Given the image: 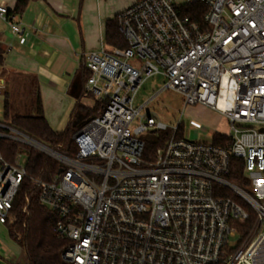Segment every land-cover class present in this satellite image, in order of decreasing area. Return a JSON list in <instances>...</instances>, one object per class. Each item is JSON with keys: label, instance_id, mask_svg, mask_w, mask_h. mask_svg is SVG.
I'll list each match as a JSON object with an SVG mask.
<instances>
[{"label": "built area", "instance_id": "built-area-1", "mask_svg": "<svg viewBox=\"0 0 264 264\" xmlns=\"http://www.w3.org/2000/svg\"><path fill=\"white\" fill-rule=\"evenodd\" d=\"M10 1L0 0V22L21 38L19 0ZM116 20L127 48L108 51L104 39L82 55L84 91L99 106L73 136L76 157L39 150L64 167L51 180L4 158L2 139L36 144L0 116V224L28 179L58 216L66 264H264V0H134ZM156 76L184 108L227 120L229 132L215 134L222 144L190 142L179 137L181 122L169 128L144 116L146 105L135 108ZM168 130L145 157L144 135ZM233 161L243 187L230 179Z\"/></svg>", "mask_w": 264, "mask_h": 264}, {"label": "trees", "instance_id": "trees-1", "mask_svg": "<svg viewBox=\"0 0 264 264\" xmlns=\"http://www.w3.org/2000/svg\"><path fill=\"white\" fill-rule=\"evenodd\" d=\"M28 4L27 1L19 0L12 14L23 13ZM104 31L108 51L127 48V44L119 32L116 15L113 19L105 22ZM7 55V50L0 41V80ZM82 66V91L77 97L69 124L64 131H54L47 121L40 86L36 76L30 74L14 76L11 89L4 93L3 123L49 149L74 159L77 154V147L73 141V136L95 118L99 106L93 101L90 107L83 103V99L89 97L85 94L84 86L90 73L83 64ZM0 131L6 132L3 129ZM153 134H155V138L152 141H145V157L152 156L172 135L170 130L153 132ZM181 136L180 133L179 137ZM213 142L222 144L221 138L217 135L213 137ZM1 151L4 158L10 163H15L18 155L26 152L25 169L27 174L35 179L49 181L64 169L59 162L44 153L15 141L2 139ZM241 164V161H233L230 179L243 187V167ZM25 209L26 212H24ZM57 220L58 216L55 213L39 204V189L28 179H24L14 201L13 209L4 224L10 241L17 245L21 251L22 257L19 264H66L63 260V254L68 243L56 233Z\"/></svg>", "mask_w": 264, "mask_h": 264}, {"label": "crops", "instance_id": "crops-1", "mask_svg": "<svg viewBox=\"0 0 264 264\" xmlns=\"http://www.w3.org/2000/svg\"><path fill=\"white\" fill-rule=\"evenodd\" d=\"M95 1L98 4L100 0ZM84 2L85 0H64L47 5L30 2L33 4L29 3L23 13L15 16V22L24 30L21 38L13 35L10 27L4 24L9 29L11 39L5 38L1 33L0 41L5 48L11 46L12 50L7 52L0 80V96L3 100L4 93L12 87L14 76L30 74L36 76L40 86L45 116L47 102H54L57 107H62L66 100L71 102V115L82 91V55L98 50L105 38L103 24L99 27L100 39L97 36L95 39L78 41L76 35L70 36L67 33L66 27L70 19L74 18L78 7L81 13ZM13 44L17 47H13ZM28 46L29 49L25 51ZM202 109L215 113L207 108ZM9 242L6 228L0 224V249L5 251Z\"/></svg>", "mask_w": 264, "mask_h": 264}, {"label": "rangeland", "instance_id": "rangeland-1", "mask_svg": "<svg viewBox=\"0 0 264 264\" xmlns=\"http://www.w3.org/2000/svg\"><path fill=\"white\" fill-rule=\"evenodd\" d=\"M133 1L100 0L97 4L95 0H85L81 13H79L80 9L78 7L75 10L74 18L70 19L66 31L70 36L76 35L78 41L95 39L97 36L100 39V24L104 26L107 20L113 19L119 11L132 5ZM10 3L13 6L15 1L11 0ZM8 31V27L0 22V33H3L6 36L5 38L10 40ZM9 40L7 41L10 44ZM13 47L16 48L17 46L13 44ZM28 49L29 46L25 48V51ZM164 84L165 80L160 76L147 80L137 93L134 102L135 108L146 105L142 114L153 117L156 122H160L169 128L175 127L181 122L180 133L190 142L209 144L213 141V136L216 133L227 134L229 132V124L221 115L208 113L202 109L204 107L200 106L184 108L183 98L179 94L172 91L162 92ZM83 103L88 107L92 106V100L89 97L84 98ZM70 104L71 102L66 100L62 107H57L54 102H47L46 118L54 131H64L67 128L70 121ZM2 108L3 98L0 96V112ZM154 138L155 134L150 131L144 135L143 140L152 141ZM33 149L39 151L36 148ZM26 160V152L18 155L17 161L19 164H24ZM246 192L255 198L257 197L253 188L247 189ZM236 242L237 239H234L231 245L235 246ZM5 247V251L0 249V264H19L22 256L18 246L9 242Z\"/></svg>", "mask_w": 264, "mask_h": 264}, {"label": "water", "instance_id": "water-1", "mask_svg": "<svg viewBox=\"0 0 264 264\" xmlns=\"http://www.w3.org/2000/svg\"><path fill=\"white\" fill-rule=\"evenodd\" d=\"M33 141H34V144H36V145L32 146L33 148H37L38 150H40V151H42V152H44L45 154H48V155H60L59 153H57V152L49 149L48 147L36 142L35 140H33ZM37 145H39L43 149H39L40 147L37 146Z\"/></svg>", "mask_w": 264, "mask_h": 264}]
</instances>
